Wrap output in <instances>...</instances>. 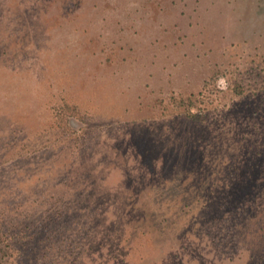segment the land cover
Here are the masks:
<instances>
[{
    "label": "rangeland",
    "instance_id": "374dc122",
    "mask_svg": "<svg viewBox=\"0 0 264 264\" xmlns=\"http://www.w3.org/2000/svg\"><path fill=\"white\" fill-rule=\"evenodd\" d=\"M0 222L15 264H264V0H0Z\"/></svg>",
    "mask_w": 264,
    "mask_h": 264
},
{
    "label": "trees",
    "instance_id": "16d2710c",
    "mask_svg": "<svg viewBox=\"0 0 264 264\" xmlns=\"http://www.w3.org/2000/svg\"><path fill=\"white\" fill-rule=\"evenodd\" d=\"M184 102L186 103V100H184ZM197 116L198 115L196 113H190L188 114L187 119L196 121L198 119ZM6 225H2V223L0 222V264H15L11 258L7 257H9V253H13L14 250L19 252L18 248L15 246L16 242L14 238H16V236L10 234L9 228H5Z\"/></svg>",
    "mask_w": 264,
    "mask_h": 264
}]
</instances>
